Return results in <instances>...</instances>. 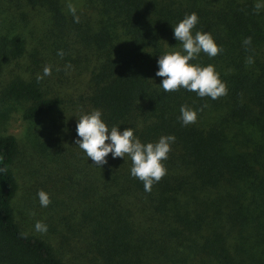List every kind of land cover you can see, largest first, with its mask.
<instances>
[{
	"label": "trees",
	"instance_id": "trees-1",
	"mask_svg": "<svg viewBox=\"0 0 264 264\" xmlns=\"http://www.w3.org/2000/svg\"><path fill=\"white\" fill-rule=\"evenodd\" d=\"M39 2L64 33L65 51L72 46L80 64L92 66L80 115L100 109L109 128L132 127L142 142L175 137L166 174L150 191L130 175L127 155L109 153L96 166L75 145L45 143V155L32 145V158L42 159L33 165L54 187L50 202L80 238V264H248L254 251L247 248L264 242V0H80L75 13L61 0ZM191 13L198 16L193 33L210 32L220 48L193 61L214 65L225 82L216 99L165 92L155 75L159 55L182 51L173 27ZM27 43L21 34L0 36V76L2 57L24 56ZM3 97L22 103L29 121L51 118L64 102L20 76ZM181 106L196 110L194 123H181ZM22 153L16 135H0V264H78L18 217Z\"/></svg>",
	"mask_w": 264,
	"mask_h": 264
},
{
	"label": "rangeland",
	"instance_id": "rangeland-1",
	"mask_svg": "<svg viewBox=\"0 0 264 264\" xmlns=\"http://www.w3.org/2000/svg\"><path fill=\"white\" fill-rule=\"evenodd\" d=\"M61 2L80 10V0H61ZM51 19L45 3L41 4L39 0H0V36L21 34L28 41L24 56L2 57L4 62L0 76V135H16L23 149L17 171L20 189L15 199V206L18 217L30 232L33 231L49 239L68 261L80 264V238L74 236L66 223L60 219L62 207H57L54 201L47 207L40 205L37 192L43 190L48 193L49 198L52 196L54 198V187L50 181L49 185L45 184L44 178L40 177L43 170L32 163L42 160L40 157L32 158V153L36 155L32 145L44 155L45 151L42 148L48 143L50 146L58 145L61 148L75 145L76 136L71 132L77 125L80 105L84 103L81 96L87 90L85 76H88V69L92 67L86 59L82 62L84 65L80 64V53L72 46L69 45L68 50L65 51L64 33L59 32L55 25H51ZM69 28L70 25L66 27ZM60 52L63 55H60ZM70 55L75 58L74 62L65 60L71 58ZM45 66L50 67V75L44 76L39 82L45 89L60 93L64 97V102L51 118L29 121L23 116L24 105L4 98L3 89L13 77L37 80V76L43 74ZM45 178L49 180L47 176ZM74 211L76 208L72 206L68 210L65 209L64 213ZM37 221L47 225V231H36L34 225ZM76 234L79 236L80 231ZM247 249L254 251L246 259L248 264L264 262L263 241L258 246Z\"/></svg>",
	"mask_w": 264,
	"mask_h": 264
},
{
	"label": "clouds",
	"instance_id": "clouds-1",
	"mask_svg": "<svg viewBox=\"0 0 264 264\" xmlns=\"http://www.w3.org/2000/svg\"><path fill=\"white\" fill-rule=\"evenodd\" d=\"M70 11L75 13L74 8H70ZM74 19L78 20V17L74 16ZM197 23L198 16L191 13L173 27V35L181 42L182 51L172 50L159 55L155 75L163 78L159 85L165 92L184 88L189 92H195L199 97L216 99L226 94L225 82L220 79L214 65H201L193 61L201 52L214 57L220 48L210 32L198 30L193 33L192 30ZM244 42L250 43V38H246ZM59 54L63 55L62 52ZM50 72V67L45 66L43 74L38 75L37 80L50 75ZM196 118V110L181 106L179 119L183 125L194 123ZM174 141L175 137L169 134L162 135L156 142H142L134 135L132 127L121 130L119 126L114 125L109 128L102 118L100 109L81 114L76 125L75 145L85 152L94 165L106 164L109 153L113 159L117 157L125 159L127 155L132 164L130 175L143 182L145 191H150L152 184L166 174L163 161L167 159ZM37 196L40 205L47 207L50 203L48 193L39 190ZM34 227L38 232L47 231V225L39 221Z\"/></svg>",
	"mask_w": 264,
	"mask_h": 264
}]
</instances>
